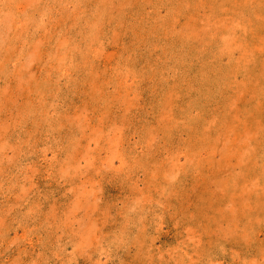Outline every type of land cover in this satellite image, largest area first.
Returning a JSON list of instances; mask_svg holds the SVG:
<instances>
[{
	"label": "rangeland",
	"instance_id": "rangeland-1",
	"mask_svg": "<svg viewBox=\"0 0 264 264\" xmlns=\"http://www.w3.org/2000/svg\"><path fill=\"white\" fill-rule=\"evenodd\" d=\"M0 264H264V0H0Z\"/></svg>",
	"mask_w": 264,
	"mask_h": 264
}]
</instances>
